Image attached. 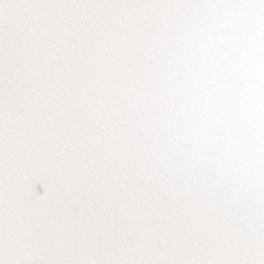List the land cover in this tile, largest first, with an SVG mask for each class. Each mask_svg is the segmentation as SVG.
Here are the masks:
<instances>
[{
    "label": "snow or ice",
    "instance_id": "obj_1",
    "mask_svg": "<svg viewBox=\"0 0 264 264\" xmlns=\"http://www.w3.org/2000/svg\"><path fill=\"white\" fill-rule=\"evenodd\" d=\"M0 264H264V0H0Z\"/></svg>",
    "mask_w": 264,
    "mask_h": 264
}]
</instances>
